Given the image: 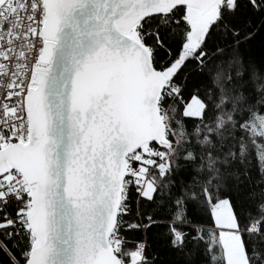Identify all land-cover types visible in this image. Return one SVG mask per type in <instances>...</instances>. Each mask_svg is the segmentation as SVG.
Segmentation results:
<instances>
[{"label":"snow or ice","instance_id":"snow-or-ice-1","mask_svg":"<svg viewBox=\"0 0 264 264\" xmlns=\"http://www.w3.org/2000/svg\"><path fill=\"white\" fill-rule=\"evenodd\" d=\"M0 264H264V0H0Z\"/></svg>","mask_w":264,"mask_h":264}]
</instances>
